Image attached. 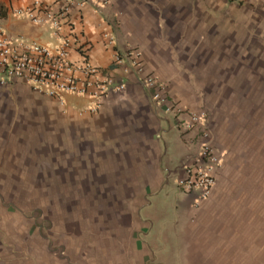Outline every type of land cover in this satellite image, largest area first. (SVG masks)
<instances>
[{
    "label": "rangeland",
    "instance_id": "rangeland-1",
    "mask_svg": "<svg viewBox=\"0 0 264 264\" xmlns=\"http://www.w3.org/2000/svg\"><path fill=\"white\" fill-rule=\"evenodd\" d=\"M255 4L260 34L246 29L245 66L231 67L234 77L196 110L225 128L216 189L195 213L172 203L170 227L144 222L150 202L170 213L153 194L162 178L143 177L152 164L126 156L133 147L113 145L123 153L111 154L52 97L0 84V255L15 252L21 264H48L53 255L65 264H264V0L248 3L247 28ZM167 189L176 197L177 185Z\"/></svg>",
    "mask_w": 264,
    "mask_h": 264
},
{
    "label": "crops",
    "instance_id": "crops-1",
    "mask_svg": "<svg viewBox=\"0 0 264 264\" xmlns=\"http://www.w3.org/2000/svg\"><path fill=\"white\" fill-rule=\"evenodd\" d=\"M40 1L52 9H57L62 4V0ZM78 1L80 0H74L75 4L70 12L73 32L64 28L61 34L63 37L77 39L78 43L70 49V59L82 62L86 56L90 63L110 70L118 79H126L127 89L120 94L109 95L97 112L88 110L91 102L87 98L69 95L66 97V105L53 97L51 100L64 107L67 119H76L80 126L86 128L92 126L104 143L109 142L107 148L111 154L123 153V150L112 151L113 145L133 147L132 150H125L126 156H132L133 159L138 156L141 159L139 162L152 164L143 169V177L153 178L155 181L162 178L160 187L153 194L163 198L160 200L170 214H159L161 209L155 208L154 202H150L143 208L142 216L149 217L144 222L148 224L153 221L151 226L155 228L170 227L171 218L175 217L178 209L172 204L176 200L183 204L182 211L188 209L185 204L189 203L195 213V209L213 195L207 200L196 202L194 196L185 195L179 189L173 192H176V197L169 196L171 192L167 189L172 182L176 185L178 165L194 152L196 130L185 133L179 124V118L166 113L164 109L156 110L151 103V92L143 88L133 74L126 75L116 67L114 48L109 45L106 37L113 32V28L92 6H81ZM248 1L251 2L108 0L102 11L110 22H117L114 32L119 47L124 50L138 49L147 72L165 84L170 98L180 107L196 111L202 110L207 91L218 92V84L234 77L230 76L231 67H244L246 64V29L251 35L260 34V28L256 25L259 4L251 7L255 11L253 18L250 16L254 25L247 28V8L250 7ZM34 2L35 0H0V28L8 37L25 45L37 43L51 48L59 47L62 39L54 37L51 25L35 22L27 14L16 13L19 9L32 8ZM35 15L42 16L38 11ZM258 45L260 47L261 42ZM9 88L18 95L24 91L34 96L46 95L34 91L23 81H15ZM215 108L220 112L219 107ZM222 123V120L215 121L214 125L207 122V126L212 132L213 146L224 162L227 153L222 148L225 142ZM221 168L217 172V183ZM155 181L153 187L151 184L147 187L148 190L157 187ZM13 253L16 255L15 252L4 250L0 255L2 264H21L20 258L13 257ZM184 255L181 252L175 257ZM48 259V264H65L58 260V256H48Z\"/></svg>",
    "mask_w": 264,
    "mask_h": 264
},
{
    "label": "built area",
    "instance_id": "built-area-1",
    "mask_svg": "<svg viewBox=\"0 0 264 264\" xmlns=\"http://www.w3.org/2000/svg\"><path fill=\"white\" fill-rule=\"evenodd\" d=\"M77 3L92 6L102 15L103 20L109 22L113 32L106 37L109 45L114 48V64L124 74H133L137 82L151 92L154 108L164 109L166 113L179 118V124L185 133L196 130L194 152L176 168V185L183 194L194 196L196 202L209 199L216 188V176L223 165V159L213 146L206 114L180 107L170 98L165 84L147 72L138 49L124 50L119 47L114 32L117 22H110L102 11L108 0H80ZM74 4V0H62L57 9H52L51 6L43 5L40 0H35L32 8L16 11L18 15L27 14L35 22L51 25L54 37L62 39V44L57 48L16 42L0 28V84L23 81L34 91L53 97L65 105L69 95L87 98L91 102L88 110L97 112L109 95L124 92L128 82L126 79H118L110 70L90 63L86 56L82 62L70 59V49L78 43L77 39L63 37L61 34L64 28L73 32L70 12ZM36 11L42 16L35 15Z\"/></svg>",
    "mask_w": 264,
    "mask_h": 264
}]
</instances>
